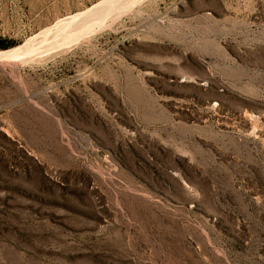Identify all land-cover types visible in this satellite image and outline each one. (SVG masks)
I'll list each match as a JSON object with an SVG mask.
<instances>
[{"label":"rangeland","instance_id":"obj_1","mask_svg":"<svg viewBox=\"0 0 264 264\" xmlns=\"http://www.w3.org/2000/svg\"><path fill=\"white\" fill-rule=\"evenodd\" d=\"M15 47L0 264H264V0H0Z\"/></svg>","mask_w":264,"mask_h":264},{"label":"bare ground","instance_id":"obj_2","mask_svg":"<svg viewBox=\"0 0 264 264\" xmlns=\"http://www.w3.org/2000/svg\"><path fill=\"white\" fill-rule=\"evenodd\" d=\"M90 20H92V19H90ZM87 21H89L88 17L87 18L84 17V15L81 14V13H78V14H75V15H72V16H69V17H65L63 19H60L55 24V27H56L55 29L50 28V29H47V31H45V32L42 33V35L45 34L46 36H45V38L41 39L38 42V44L39 45H42V46H46V45H49L50 43H55V42H57V40H59L58 37H60L64 31H66V30H68L70 28H72V30H73V28H75V27L77 28L81 23H87ZM49 31H52V32L54 31V33H51V35L48 36L47 33ZM38 36H36L33 39H29L28 42H31L32 40L38 38ZM22 47H24V45ZM20 50H21V47H15V48L10 49V50H7L5 52H1L0 53V56L10 55V54L13 55V54L19 52Z\"/></svg>","mask_w":264,"mask_h":264}]
</instances>
